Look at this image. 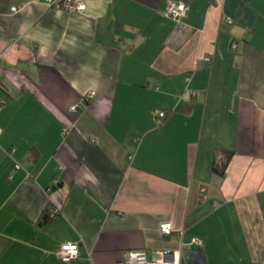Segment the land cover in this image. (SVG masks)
I'll return each instance as SVG.
<instances>
[{"label": "crops", "instance_id": "0c3cea01", "mask_svg": "<svg viewBox=\"0 0 264 264\" xmlns=\"http://www.w3.org/2000/svg\"><path fill=\"white\" fill-rule=\"evenodd\" d=\"M84 1L0 0V264H264V0Z\"/></svg>", "mask_w": 264, "mask_h": 264}, {"label": "built area", "instance_id": "2783aa9c", "mask_svg": "<svg viewBox=\"0 0 264 264\" xmlns=\"http://www.w3.org/2000/svg\"><path fill=\"white\" fill-rule=\"evenodd\" d=\"M67 8L72 10L85 9L87 4L84 0H64ZM48 4L54 5L58 4V0H47ZM14 10L18 9V6L13 7ZM186 10V3L183 0H168L165 15L167 18L172 20H178ZM228 22H232L231 18H228ZM232 46L235 47L236 43L233 42ZM195 93V91H193ZM96 95V90H89L82 95L79 101L71 105V110L79 112L83 108L86 102L92 100ZM163 110H158L157 116L160 118L164 115ZM161 120V119H160ZM1 130V128H0ZM93 140L97 141V138L94 136ZM60 211L59 207H53L51 209V214L55 215ZM161 232L163 234H170L172 231L171 222H162L160 226ZM193 243L199 248L202 246V241L198 237L193 238ZM62 260L65 262L77 261L81 256V243L68 242L63 244L57 251ZM160 258L153 259L144 250H132L128 252L126 258L117 261L115 264H181L182 261V250H162L159 252Z\"/></svg>", "mask_w": 264, "mask_h": 264}, {"label": "trees", "instance_id": "16d2710c", "mask_svg": "<svg viewBox=\"0 0 264 264\" xmlns=\"http://www.w3.org/2000/svg\"><path fill=\"white\" fill-rule=\"evenodd\" d=\"M232 43H231V45H232ZM191 106H192L191 102H182L180 104L178 110L187 111V110H189L191 108ZM81 110H82V108L79 110V112ZM166 116H167V113L165 112L164 115L162 117H160V119H162V121H163V119ZM233 155H234V151L233 150H228V149H224V148H218L216 150V152H215V155H214V161H213V166H212L213 171L216 174L224 177L226 175L227 167H228Z\"/></svg>", "mask_w": 264, "mask_h": 264}, {"label": "rangeland", "instance_id": "374dc122", "mask_svg": "<svg viewBox=\"0 0 264 264\" xmlns=\"http://www.w3.org/2000/svg\"><path fill=\"white\" fill-rule=\"evenodd\" d=\"M216 247L218 248V257H214L218 259L217 264H262L258 261H255V259L257 258L256 255L250 256L247 253L244 254L242 252L236 255L235 249H229L227 247H224L223 245H217ZM209 264L214 263L210 262Z\"/></svg>", "mask_w": 264, "mask_h": 264}]
</instances>
